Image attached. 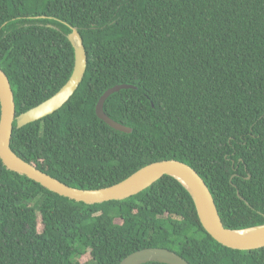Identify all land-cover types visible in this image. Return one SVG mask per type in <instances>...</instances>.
<instances>
[{
    "label": "trees",
    "instance_id": "16d2710c",
    "mask_svg": "<svg viewBox=\"0 0 264 264\" xmlns=\"http://www.w3.org/2000/svg\"><path fill=\"white\" fill-rule=\"evenodd\" d=\"M72 28L88 55L84 82L53 116L15 124L14 155L84 190L177 161L206 182L227 229L263 225L264 0H0V65L17 118L72 77ZM123 85L137 90L110 97L105 113L131 135L96 115L103 95ZM150 248L190 264H264V248L213 239L173 177L123 201L86 205L0 159V264H120Z\"/></svg>",
    "mask_w": 264,
    "mask_h": 264
},
{
    "label": "water",
    "instance_id": "95a60500",
    "mask_svg": "<svg viewBox=\"0 0 264 264\" xmlns=\"http://www.w3.org/2000/svg\"><path fill=\"white\" fill-rule=\"evenodd\" d=\"M45 18V17H42ZM49 28L59 30L53 25ZM75 50L74 72L68 83L53 98L17 118L15 96L11 80L0 65V159L3 165L20 176L35 181L49 191L72 201L97 205L113 201H123L136 196L165 176L178 180L191 194L199 219L209 235L221 245L238 251H254L264 248V224L248 229L230 230L225 227L218 211L215 199L203 178L189 165L177 161H165L148 165L123 182L99 190H84L70 187L61 181L19 159L11 151V138L15 124L22 130L32 124L41 122L62 110L74 97L84 82L88 70V55L84 40L78 28H72L67 35ZM137 90L132 86H118L106 92L100 99L96 115L113 130L131 135L133 130L122 126L105 113V105L110 97L122 91ZM241 197L240 191H237ZM242 198V197H241ZM243 199V198H242ZM244 200V199H243ZM190 264L183 257L168 249L150 248L136 252L120 264Z\"/></svg>",
    "mask_w": 264,
    "mask_h": 264
},
{
    "label": "rangeland",
    "instance_id": "374dc122",
    "mask_svg": "<svg viewBox=\"0 0 264 264\" xmlns=\"http://www.w3.org/2000/svg\"><path fill=\"white\" fill-rule=\"evenodd\" d=\"M39 230L40 231L43 230L42 218L39 220ZM89 260H90V257L89 256L82 258V262L83 263H85V262H87Z\"/></svg>",
    "mask_w": 264,
    "mask_h": 264
}]
</instances>
